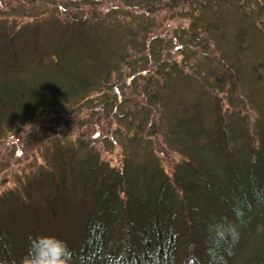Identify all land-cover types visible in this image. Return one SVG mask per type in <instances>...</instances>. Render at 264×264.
<instances>
[{"label": "trees", "instance_id": "obj_1", "mask_svg": "<svg viewBox=\"0 0 264 264\" xmlns=\"http://www.w3.org/2000/svg\"><path fill=\"white\" fill-rule=\"evenodd\" d=\"M164 5L190 20L188 31L177 37L198 70L163 56L165 46H174L171 38L148 35L153 20L149 12ZM228 7L250 21L232 43L253 58L248 32L252 27L264 40V0H122L107 12L121 28L117 49L109 50L108 38L85 18L67 22L63 33L88 27L95 48L88 50L79 69L66 71L61 66L64 52L52 48L47 57L54 68L47 85L9 79L10 72L22 71L14 70L17 40L39 33V25L21 23L9 40L0 31V60L5 61L0 138L8 126L29 122L40 108L77 103L95 90L106 89L104 106L113 107L134 50L145 53L140 56L144 65L132 67V80L138 73L146 81L143 105L130 107L132 98L119 103L120 127L114 137L123 143L122 168L103 160L91 143L57 138L53 161L37 169L22 189L0 195V264H23L31 240L46 234L67 242L70 264H264V102L258 105L253 133L250 118L238 111L233 115L241 127H234L217 95L211 96L213 122L208 124L200 99L183 102L170 89L184 81L199 85L202 93L222 86L221 63L209 58V52L218 49L234 69L227 48L231 40L221 20ZM208 12L215 16L208 17ZM189 42L197 48L190 50ZM257 59L254 71L264 69V57ZM238 80L240 103L252 105L254 97ZM159 128L169 148L183 155L172 174L156 153Z\"/></svg>", "mask_w": 264, "mask_h": 264}, {"label": "rangeland", "instance_id": "obj_2", "mask_svg": "<svg viewBox=\"0 0 264 264\" xmlns=\"http://www.w3.org/2000/svg\"><path fill=\"white\" fill-rule=\"evenodd\" d=\"M119 3L121 4L122 0H0V31L5 30L3 34L7 36V40L11 38L14 28L21 23H28L31 28L37 24L40 29L37 34L29 32L17 40L18 55L14 70L21 68L22 71L20 70L18 74L10 72L9 79L25 80L40 85L51 84V70L54 67L50 64L47 54L54 47L64 52L65 59L61 66L65 71L79 69L84 65L88 60V50L95 48V35L88 27L82 29L79 26L75 31L69 30L63 33V25L67 22H80L82 18H85L87 23L96 24V33L108 38L109 50L114 48L116 50L119 45L121 28L113 25L107 12ZM149 15L153 20L148 35L158 34L164 39L171 38L174 42L171 48L165 46L163 56L169 61H177L182 68L190 71L198 70L195 65L197 61L194 58H186V54L181 49L184 45L177 37L178 32L188 31L190 20L175 13L168 5H164L162 9L153 13L149 12ZM207 15L212 18L215 13L208 12ZM221 20L223 29L226 30L231 40L227 48L231 63L236 70L226 65L218 49L211 48L209 58L221 63L219 77L222 78V81L220 80L222 86L215 84V89L211 93H202L199 85L184 81L180 86L174 85L170 89L174 88L175 98L183 99V102L200 99L208 124L213 122L211 96L217 95L224 114L229 120L235 121L233 122L234 127H241L236 123V115H233V111H238L241 114H247L250 118L249 131L254 133L253 123L260 117L257 108L261 102H264V69L254 71L252 64L259 60L257 57H264V40L258 32L251 29L252 27L249 29L248 41L251 42L256 52L253 59L248 52L245 54L239 51L232 43L237 36L238 29L249 28L250 21L233 7L222 11ZM186 45L190 50L197 48L190 42ZM0 49V54H3L2 43H0ZM143 53L145 51L134 50L129 60L131 65L124 66V81L118 82V86L122 89L121 95L116 99L113 107L104 106L105 95L103 94L106 89L95 90L86 99L79 100L77 103H68L56 109L54 107L40 108L37 116L29 117V122H15L8 126L5 129L7 131H4L3 137L0 138V195L10 190L22 189L23 184L33 176L37 169L49 165L53 161L55 151L53 143L57 138L62 141L82 140L91 143L99 150L103 160L109 162L111 166L122 168L123 143L121 144L114 137L116 128L120 127L116 115L122 100L132 98L130 107L144 103L145 79L137 73L132 80L135 75L132 67L144 65V61L140 59ZM41 59L48 63L43 64ZM4 69L5 61L0 60V81L4 80ZM229 73L234 82L230 79ZM238 77L245 83V90L254 97L255 101L252 105L249 102H245L244 105L240 103L243 88L238 86L237 82H240ZM159 119L160 114H158ZM158 131L155 137L156 153L166 172L172 174L174 164L180 161L183 155L169 148L163 138L162 130L159 128Z\"/></svg>", "mask_w": 264, "mask_h": 264}, {"label": "clouds", "instance_id": "obj_3", "mask_svg": "<svg viewBox=\"0 0 264 264\" xmlns=\"http://www.w3.org/2000/svg\"><path fill=\"white\" fill-rule=\"evenodd\" d=\"M23 264H70L67 242L55 235H39L31 240Z\"/></svg>", "mask_w": 264, "mask_h": 264}]
</instances>
